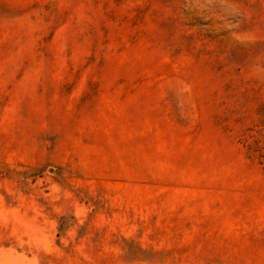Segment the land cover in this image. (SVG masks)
<instances>
[{
  "label": "rangeland",
  "instance_id": "374dc122",
  "mask_svg": "<svg viewBox=\"0 0 264 264\" xmlns=\"http://www.w3.org/2000/svg\"><path fill=\"white\" fill-rule=\"evenodd\" d=\"M0 264H264V0H0Z\"/></svg>",
  "mask_w": 264,
  "mask_h": 264
}]
</instances>
